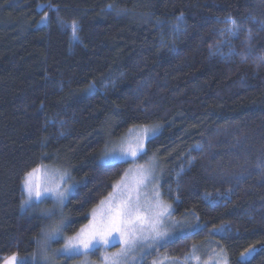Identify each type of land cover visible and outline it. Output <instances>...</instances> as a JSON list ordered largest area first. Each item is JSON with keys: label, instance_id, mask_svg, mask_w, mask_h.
I'll return each instance as SVG.
<instances>
[{"label": "trees", "instance_id": "16d2710c", "mask_svg": "<svg viewBox=\"0 0 264 264\" xmlns=\"http://www.w3.org/2000/svg\"><path fill=\"white\" fill-rule=\"evenodd\" d=\"M145 125L160 130L136 162L156 159L190 228L161 254L213 244L238 264L254 247L245 264H264V0H0V264H38L60 220L22 209L27 173L76 181L74 235L131 165L101 162L109 140Z\"/></svg>", "mask_w": 264, "mask_h": 264}, {"label": "snow or ice", "instance_id": "6c2138e0", "mask_svg": "<svg viewBox=\"0 0 264 264\" xmlns=\"http://www.w3.org/2000/svg\"><path fill=\"white\" fill-rule=\"evenodd\" d=\"M77 27L73 23V34H75ZM157 129L158 126H143L139 129H130L128 137L122 139L118 146H114L110 150H105L101 162L120 161L135 163L139 158L147 155L146 143L151 142L156 137ZM37 171L38 169H33L32 172L27 173L25 176L24 191L26 197L22 201L21 207L22 209L33 208L34 205L43 202L48 194H50L54 206L60 209L59 222L42 229L41 238L36 241L42 253V259L51 264L55 259V255L49 257L46 250L50 247L51 241L62 236L64 230L68 227L69 222L63 213V208L66 207L68 197L75 188V185L63 187L62 185H67V179L70 178L67 173H63L59 175V183L53 181L42 193L40 188L35 186L32 181V177ZM141 171L144 170L142 169ZM146 178L143 177L138 183H142L143 179ZM131 200L132 198L129 195L119 200V202H116L111 196L107 200L101 201L100 206L92 210V221L90 224L86 225L75 236L68 238L64 247L58 250V254H80L81 252L86 254L93 249H99L101 246L109 245L110 240L108 237L112 232H118L121 236L128 237L129 239L135 235L138 237L135 241L136 243L142 241L159 243L168 238V229L170 227L174 228L180 225V222L171 221L172 211L170 206L164 205L159 199L156 200L154 205L150 206V212L145 214H141L132 205ZM105 205L106 207H104ZM42 212L48 218L55 215L53 209H43ZM122 242L128 247L131 246L128 244V239ZM255 252L256 249L254 247L246 250L241 254V259L238 264H245V261L252 257ZM121 255L123 253H116L114 254V258ZM6 264H24V262L17 261L16 256L13 255Z\"/></svg>", "mask_w": 264, "mask_h": 264}, {"label": "rangeland", "instance_id": "374dc122", "mask_svg": "<svg viewBox=\"0 0 264 264\" xmlns=\"http://www.w3.org/2000/svg\"><path fill=\"white\" fill-rule=\"evenodd\" d=\"M145 126H158L157 134L160 130L159 125ZM141 127L143 126H136L130 129H139ZM129 130L118 140H109L110 143L106 146L105 150H110L114 146H118L122 139L128 137ZM104 153L105 151H103L102 158L104 157ZM35 169H38V171L34 173L32 181L35 186L40 188L42 193L43 190L46 187H49L53 181L59 183V175L63 173H67L70 177L67 179V185H62L63 187H71L72 185H75L76 188L77 186L76 181L70 176L67 170L56 168L51 165L37 166ZM142 169L144 171H141ZM143 177L147 178L143 179L142 183H138V181H140ZM161 177L162 172L157 165L156 159L151 158L146 163L141 164L137 162H131V165L127 168L123 176L114 183L111 192L101 201H105L111 196V198L115 199L116 202H119V200L130 195L132 198V205L135 206L136 209L141 212V214H145L150 212V206L154 205L156 200L159 199V201L164 205L170 206L172 211V216L170 218L171 221L179 222L173 217L172 203L165 200V198L162 196ZM24 181L25 178L22 182L23 200L26 197V193L24 191ZM47 199H50L51 203L53 204L51 195L48 194L47 198L41 202L42 210L46 207ZM101 201L93 209H97V207L100 206ZM53 207L55 214H60V209L55 207L54 204ZM104 207H106V205ZM92 210L89 214V221L83 225L78 232H80V230L86 225H89L92 221ZM189 229L190 228L187 222H180L178 227H170L168 229V238L164 241H160L159 243H152L151 241H142L140 243H136L135 241L138 239V237L135 235L129 239L128 237L121 236V234L118 232H112L108 237L110 240L109 245L101 246L99 249H93L86 254L81 252L80 254L70 253L67 255H60L58 254V250L64 247L66 240L78 233L77 232L74 235L66 236L63 232L62 236L51 241L50 247L46 251L49 257H53L55 255V259L51 262V264H140L146 260H150L151 264H229L226 258L227 256L224 254L222 248L213 244L196 245L193 247L190 253L185 255L183 260H178L177 262H175L177 259L161 254V249L165 247V245H167L179 235L189 232ZM60 239H62V242L59 245L54 243ZM125 239H128V244L131 245L130 247L126 246L125 243L122 242ZM116 253H123V255L114 258V254ZM11 257L5 259L1 264H6V262L9 261ZM105 257H107V259H105ZM34 260L38 262V264H49V262L42 259V253L40 252V249Z\"/></svg>", "mask_w": 264, "mask_h": 264}]
</instances>
